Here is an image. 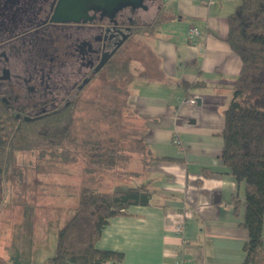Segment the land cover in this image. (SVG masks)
<instances>
[{"label":"crops","instance_id":"obj_1","mask_svg":"<svg viewBox=\"0 0 264 264\" xmlns=\"http://www.w3.org/2000/svg\"><path fill=\"white\" fill-rule=\"evenodd\" d=\"M239 1L160 0L152 34H136L128 57L121 59L130 62L133 73L125 85L123 111L130 118L125 138H141L156 159L146 167L140 160V170L128 168L110 186L89 179L78 191L89 186L111 192L146 184L152 192L148 205L130 206L103 229L97 247L123 253L122 264L243 263L248 240L240 227L245 184L235 180L221 158L222 112L242 65L226 41L228 16ZM190 25L202 32L194 45L187 38ZM70 191L69 179L61 190L36 191L28 217L26 208H0L1 215L21 225L15 248L1 246L0 258L9 264H42L54 256L57 232L72 217L79 193L74 208L65 201L40 206L38 199L60 193L69 198ZM235 196L242 201L239 215L232 203ZM180 224L182 234L176 231Z\"/></svg>","mask_w":264,"mask_h":264},{"label":"trees","instance_id":"obj_2","mask_svg":"<svg viewBox=\"0 0 264 264\" xmlns=\"http://www.w3.org/2000/svg\"><path fill=\"white\" fill-rule=\"evenodd\" d=\"M153 27L139 26L129 39L139 33L152 34ZM226 41L242 65L222 112L221 158L235 180L245 184L240 227L247 231L248 240L242 264H264V0L239 1L228 16ZM103 71L109 85L98 94L99 100L81 96L67 107L35 117L25 113L19 117L0 100V179L14 172L19 154L34 151L60 154L67 164L83 160L91 177L104 172L123 175L135 155L144 167L156 159L141 138L114 136L93 126V120L119 119L127 104L125 85L133 80L128 60L113 61ZM119 82L124 86L114 85ZM83 112L91 113L85 122ZM151 196L146 184L111 192L83 187L72 217L57 232L55 255L42 264H122L123 253L97 247L103 229L130 206L148 205ZM232 203L239 215L242 201L235 196ZM0 264L9 263L0 258Z\"/></svg>","mask_w":264,"mask_h":264},{"label":"flooded vegetation","instance_id":"obj_3","mask_svg":"<svg viewBox=\"0 0 264 264\" xmlns=\"http://www.w3.org/2000/svg\"><path fill=\"white\" fill-rule=\"evenodd\" d=\"M58 1L0 0V100L19 117L69 106L106 65L119 61L117 50L95 71L121 35L150 25L160 12V0H142V7L114 18L91 10L79 22H57Z\"/></svg>","mask_w":264,"mask_h":264},{"label":"rangeland","instance_id":"obj_4","mask_svg":"<svg viewBox=\"0 0 264 264\" xmlns=\"http://www.w3.org/2000/svg\"><path fill=\"white\" fill-rule=\"evenodd\" d=\"M134 45V39H128L115 53L114 58L116 60L127 58L128 49ZM133 65H137V63L134 61ZM108 85L109 83L104 78V71H100L96 77L82 89V97L89 100L94 97L97 98L98 94H100L102 90L107 89ZM114 85L120 87L124 86L122 82L115 83ZM97 99L99 100L100 98ZM83 113L85 117L83 118V121L85 122L86 119H89L88 117L91 113ZM129 120L128 113L122 111L119 119L113 122L111 119H107V122L109 121L112 123H104L101 121L100 123H94L95 120H93L92 124L97 130L104 129L114 136L118 135L126 137L125 128L129 125ZM53 155H43L40 151L19 154L17 156V164L14 172L10 173L6 178L0 179V208H26L28 214L25 216L28 217L30 215L29 209L36 201L34 195L36 191H51L58 188L61 190L63 184L68 179L71 183L69 198L63 197L61 191L59 197L46 196L48 198H39L38 202L40 206H53L55 204L62 205L65 201V205H67L68 202L70 207L74 208V203L77 199L76 195L79 193L78 190L80 186L85 185L86 182H91L89 179L96 180V178H99L103 188L112 185L117 179L121 180V177H118L111 172H104L102 176L95 175V177L90 178L86 170L88 168L86 164L82 162H79L78 164H67V161L60 154L59 156ZM51 164H54V166ZM140 165L141 162L139 156L135 155L129 168L130 170L138 171L140 170ZM50 166L54 167L51 171H49ZM65 168L71 171L70 174L64 173ZM7 216L11 218L15 217L14 214H8ZM48 219H50L49 216ZM17 227H21V225L16 223L15 220L6 219V215L0 214V247L8 245L11 249L13 247L15 248L16 233L19 230ZM24 227H26V224H24Z\"/></svg>","mask_w":264,"mask_h":264},{"label":"water","instance_id":"obj_5","mask_svg":"<svg viewBox=\"0 0 264 264\" xmlns=\"http://www.w3.org/2000/svg\"><path fill=\"white\" fill-rule=\"evenodd\" d=\"M131 7L136 10L142 7V0H59L53 14V21L79 22L81 18H87L89 12L99 11L103 17L114 18L120 11ZM127 30H130L128 28ZM130 33L121 35V39L115 44L110 53H104L101 62L95 71L100 70L108 59L124 44ZM88 82L86 80L84 84Z\"/></svg>","mask_w":264,"mask_h":264},{"label":"built area","instance_id":"obj_6","mask_svg":"<svg viewBox=\"0 0 264 264\" xmlns=\"http://www.w3.org/2000/svg\"><path fill=\"white\" fill-rule=\"evenodd\" d=\"M203 3L205 4H212L215 0H201ZM202 33L200 31V29L198 27H196L195 25H190L188 31H187V38L188 41L194 45L198 42V40L200 39ZM189 101L191 102H195L196 99L195 98H190ZM176 231L180 234L183 233V225L180 224L176 227ZM181 259H183L181 257ZM184 260V259H183Z\"/></svg>","mask_w":264,"mask_h":264}]
</instances>
